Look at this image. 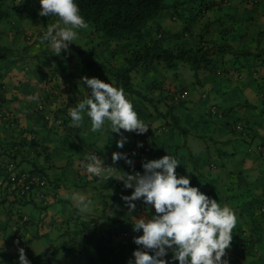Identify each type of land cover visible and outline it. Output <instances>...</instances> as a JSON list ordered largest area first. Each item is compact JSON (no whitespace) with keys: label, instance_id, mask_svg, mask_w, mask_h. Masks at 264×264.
<instances>
[{"label":"crops","instance_id":"0c3cea01","mask_svg":"<svg viewBox=\"0 0 264 264\" xmlns=\"http://www.w3.org/2000/svg\"><path fill=\"white\" fill-rule=\"evenodd\" d=\"M219 1L215 0L217 3ZM252 1L255 4H252ZM251 12L255 14L254 18L249 16ZM206 16L214 19L224 16L220 23L211 26L209 32L207 31L208 40L220 36L219 33L224 28H231L234 31L227 40L232 49L227 51L228 56L224 57L223 55L224 66L229 67L226 76L216 84H212L213 81L210 78L201 77V84H204L201 87L195 86L193 80L190 84L181 86L180 82L176 83L171 79V76L155 67L145 73V83L149 85L154 81L160 84L159 90L156 88L153 90L157 97L170 98L173 93L180 90H178V86L184 87V90L188 92V103L185 104L187 107L182 115L184 126L188 130L194 127L195 130L201 124L205 137L207 133L212 132L214 134L211 135L213 142L215 140L216 142H230L231 144H228L227 148H233L243 153L248 143L245 145L238 142L235 139L236 133L231 135L229 130L220 124L212 125L211 121L206 123V119L211 120V117L205 115L206 118H203L204 115L200 114L201 109L197 107L196 103L206 98L210 100L212 96L214 98L212 100L215 102L212 104H215L225 117L229 116L233 108L241 103L245 104V108L248 105H260L261 97L257 95V92L255 93V83L239 89V93L235 92L236 88L233 85L235 80L249 83L252 80L248 78L247 74L243 75L241 69L238 68L237 59H235L237 54L234 52L241 44L249 45L254 51L264 49V0H239L234 7H230L228 3L227 9L221 6L213 7ZM238 18L240 20H236ZM161 26L171 32H176L179 29L177 22L170 21L167 15L162 18ZM1 29L3 33L5 32V36L1 37L2 44L14 48L17 53H24L22 60H16V57L15 59L0 60V244L3 243L0 247L4 249V251H0V254H5V258L2 260L3 264H18L17 248L20 247L21 242L25 245L27 257L29 254L43 255L31 264H69V262L75 264L78 258L83 259L80 260L82 264H86L84 259L88 254H84V251L87 250H89V254H106V257L109 258V254H112L109 251L114 250L119 253L120 249L125 247L131 249L134 246L138 247L133 242V237L141 234L140 232L131 229L129 239L125 241V237L119 232L114 234L112 222L108 227H105V224L108 220H116L114 214H121L122 211L129 221L134 223L135 216L149 215L151 207L147 209L144 206V211L136 215L130 214L126 202L122 198L114 199V191L109 192L110 188H114L115 191L118 189L114 186L117 182L115 178H109L105 183H101L82 167L81 161L85 157L84 154L91 151L99 152L106 165L117 167V171L122 170L130 173L132 166L127 164L123 158L112 160L113 151L126 153L133 160L134 166L141 167L143 158H155L159 152L163 151L157 152L155 148L169 149L170 154H173L179 161L181 160L177 165V168L181 166L178 173L189 175L191 184L197 185L221 204L228 203L230 205L234 201L230 195L235 192V187L232 186H235L236 183L234 184L230 180L231 175L227 174L229 169L233 176L235 175L233 172L241 173L239 178L245 176V179L251 184L249 186L261 188L258 189L261 193H256L264 195V161H260L261 158L257 154L244 153L242 159H238L237 162L227 160L225 166L222 164V160L216 161L210 151L211 147L204 149L202 146V149L198 151L195 149L197 158L199 156L198 162L192 163L191 159L195 157L191 154L189 147L193 145L195 134H188L186 138L180 135L182 139H177L178 137L174 136L169 137L167 135L170 134L168 125L155 116H149L144 109L135 107L139 117L149 128L143 133L122 129L121 131L127 137L122 148H118L116 145V141L120 139L119 134L112 133L111 130L89 131L90 122L86 116L82 125H74L69 115V109L86 94V89L82 86L83 82L80 78L96 76L106 82L108 79L99 73L86 74L83 69L76 68L75 62L69 65V57L64 59L63 51L57 55L45 41L24 42L23 33L28 35L41 30L36 24L23 25L24 32L20 34H14L4 26ZM82 35L87 38L83 32L77 39ZM221 36L217 38L219 45L224 42L226 37V35ZM71 45L74 48L80 46L75 42ZM23 48L24 50H22ZM245 52L248 51L242 50L239 53ZM69 56L71 60L75 59L73 55ZM51 57H54L53 59L62 57L56 61L60 62L59 60H61L64 63H59L55 67L56 70L48 75H42L35 71L34 67L39 64V61H45ZM248 63L252 64L250 59L247 60L246 64ZM4 67L8 69L5 70ZM235 71L240 73L239 78L236 77ZM251 72L256 71L253 69ZM256 73L264 76L263 69ZM155 76H161V79H156ZM252 76L255 77L256 74ZM206 80L209 82L207 83ZM203 93L205 95L202 96ZM46 114L50 116L49 120L43 119ZM245 115H250V113L246 111ZM252 117V120L247 119L252 124L246 128L259 136V139L254 142L253 137L256 135L252 137L247 135L248 140L252 139L250 146L257 142L264 143V127L261 122L254 119V116ZM53 119L61 120V124H55ZM87 134L101 135L102 138L94 141L86 140ZM232 138H234L233 142ZM181 141H184L185 146L187 145L191 157H188L187 154L178 155ZM148 143L151 144L150 147L146 146ZM146 150L150 151V156L146 154ZM13 155L14 157H12ZM235 155L233 154L234 159L237 157ZM212 162L215 163L216 169H210L209 164ZM22 171H37L47 179L48 186L43 190L45 195L41 200L35 198L34 195L29 198H20L15 190L12 192L9 177ZM259 180L263 182L262 186H259ZM56 188L58 190L55 192ZM121 191L123 194L130 195L132 189L122 187ZM120 199L123 201V207L115 204V200ZM23 217L26 218V221L22 220ZM113 217L114 219H112ZM90 221H94L95 227L90 231L89 236H86V226ZM26 223H30V227L25 229L24 224ZM68 226L73 227L71 233L64 230ZM261 226L264 230V217ZM7 230H10V234ZM16 233L21 236L18 241L14 239ZM10 238L12 240H9ZM65 238L66 241H69V246H65L67 244L64 241ZM263 240H259L260 250L258 249L256 253L259 254V257L260 254H264ZM92 249L96 251L94 252ZM131 249L128 254H132ZM228 250L230 249L228 248ZM65 254L67 255L65 256Z\"/></svg>","mask_w":264,"mask_h":264},{"label":"trees","instance_id":"16d2710c","mask_svg":"<svg viewBox=\"0 0 264 264\" xmlns=\"http://www.w3.org/2000/svg\"><path fill=\"white\" fill-rule=\"evenodd\" d=\"M180 1L77 0L81 14L85 17L89 25L84 30L87 35V42L85 44L87 45L92 41L98 40L95 47H98L99 50H93L88 53L85 52L87 49L83 50L84 48L81 46L77 47V49L72 47V49H76L75 54H73L74 58L76 57L78 59L76 68L83 69L86 74L99 73L115 85L123 87L127 96L132 100L134 107L144 109L146 111L145 113L149 116H155L168 125L170 134L167 135L169 137L175 136L176 138L178 137L177 139H180L181 136L186 138L188 134H195L194 138L198 139L204 136L201 124L198 125L197 123L199 128L195 130L194 127L188 130L183 124L182 115L187 107L185 104L188 103V100L176 101L173 100L174 96L170 98L165 96L157 97L153 90L155 88L159 90L161 86L154 81L147 85L145 83V73L149 69L157 66L168 76H171L173 81L179 83L176 80L177 71L181 69L182 65L186 64L193 70V83L195 86H201L202 78L198 75L200 72L206 74L209 72L210 75L216 74L217 69H220L221 74L228 72L229 67L224 66L225 61L222 55L225 51L229 50L230 44L227 40L234 31L231 28H224L219 34L226 35V37L220 45L217 42V38L221 35L215 38L216 40L206 39L207 31L209 32L211 26L220 23L224 17H220L219 20L206 15L212 11L213 7L217 8L221 6L224 3L223 0H220L218 3L215 0H183L186 6H189L188 10H192V14L188 17H186L184 10L179 8L182 5ZM39 7L38 0H0V60L6 59L7 57H16V60H22V54H24L23 52L17 53L14 48L2 44L1 37L5 36V32L3 33L1 29L3 26L13 31L14 34H20L24 32L23 25L36 24L41 29L46 30L48 24L55 22L57 17L40 16L38 14ZM166 9L170 10L167 15L168 19L172 22H177L179 26L176 32L165 30L161 26V20L165 17L162 13ZM82 36L85 37V35ZM22 37L25 42L24 33ZM91 48L93 49V47ZM257 52L261 53L263 57L256 55L254 57L252 55L250 56L252 57L250 60L254 64V59L257 58L258 63L256 65L264 70V49ZM85 54H87L86 57L88 58L83 59ZM248 54V52H245L239 56L243 57ZM53 58L39 61V64L34 67L35 71L42 75H48L50 72H54L56 70L55 67L63 61L59 60L60 62H55L56 59L62 57ZM237 63L238 68L241 69L240 66L242 63ZM248 65L250 64L248 63ZM255 74L256 76L252 81L255 83L257 94L261 97L259 107L264 111V76H260L256 72L251 73V75ZM175 86L177 85L175 84ZM181 86L177 87L178 90H184V87ZM206 115L211 117V120L206 119V123H210L211 121L212 125L217 124L215 123V117L209 113ZM203 118H206V116L204 115ZM249 147L247 145L244 150L247 151ZM91 152H95L101 156L99 152ZM218 152L222 154L218 158H222L221 156L227 152H229L230 156H233L232 151L218 148ZM209 157H212V155H209ZM22 174H30L31 176L38 174L43 176L37 171H22L17 175L9 177V183L13 186V183L16 182V178L14 177ZM227 174L231 175L230 180L232 183H236L235 186H232L235 187V192L230 195L234 199L230 203V206L233 207L237 216V223L232 230L231 240V244L235 247L234 253L243 259H247L245 260L246 264H264V255H260L259 257L255 249L259 246V240L264 239V230L261 226L264 217V195L257 194L261 193L258 191L259 188L250 187L249 185L251 184L245 179V176L239 178L241 173L237 171L236 173L233 172L235 174L233 176L231 169H229ZM43 177L45 178V176ZM94 178L96 179V177ZM46 182L48 186L47 179ZM114 186L118 188L117 191L114 190V199L121 198L123 182L117 181ZM232 187L230 186V188ZM57 190L56 188L55 192ZM41 194L44 197L45 191ZM19 197L29 198L24 195ZM134 203L136 204V209L133 211V214L136 215L144 211V202L142 199H137ZM115 204L120 207L124 206L122 199L115 200ZM151 209L148 211L154 212V209ZM114 216L116 220H108L105 227L110 226L112 222L115 230L114 234L116 232L120 234L124 233V240L127 241L131 229L133 230L131 225L133 223L129 221V218L126 217L123 211L121 214H114ZM94 227V221H90L86 226L87 229L85 231L87 233L85 232V235L89 236L90 231ZM20 237L19 234H15V241L20 240ZM20 246L24 247L25 245L21 242ZM135 248L136 246L132 249L125 247L120 249L119 253H116L114 250L109 251V253H112L109 254V258L106 257V254H88L84 260L86 264H126L127 260L132 257V254H128L130 249L133 252ZM24 249L26 251L25 247ZM167 255L170 256L171 254L168 253ZM41 257H43L42 254L28 255L31 262H35ZM0 258L3 260L5 254H0ZM80 260L83 259L78 258L75 264H82ZM252 261L254 262L252 263ZM235 263L236 260L234 259L232 264Z\"/></svg>","mask_w":264,"mask_h":264},{"label":"clouds","instance_id":"9594fccd","mask_svg":"<svg viewBox=\"0 0 264 264\" xmlns=\"http://www.w3.org/2000/svg\"><path fill=\"white\" fill-rule=\"evenodd\" d=\"M38 3L40 16H54L57 19L48 24L46 30L41 29L33 34L25 35V42L41 40L47 42L57 55L61 54L62 50L67 52L69 45L79 36L78 30L89 27L85 17L81 14L77 0H38ZM224 3L227 6L228 0ZM251 3L255 4L254 1ZM240 67L242 68L243 65ZM215 73V75H221L220 69H217ZM236 73V77L239 78L240 73ZM80 79L83 82L82 86L86 89V94L69 109L74 125H82L86 116L90 122L89 131L111 130L112 133L119 134L120 139L116 141L118 148H122L127 140L122 129L143 133L149 128L139 117L132 100L127 96L123 87L96 76H82ZM170 97L176 101L188 99V92L179 90ZM208 113L216 118L217 124L225 123L226 125V117L219 112L215 104L209 105ZM44 118L49 120L50 116L46 114ZM53 122L57 125L61 124L59 119H53ZM224 127H227L230 134L236 133L237 138L235 139L238 142H240L238 134L245 137L242 133L246 127L243 126L241 120L236 121L230 127L228 125ZM209 134L214 135L212 132ZM233 140L234 138L232 142ZM251 140L250 138L248 144L245 142L244 144L250 146ZM253 140L255 142L258 138L253 137ZM216 143H226L224 148L220 149L232 151L234 155L252 153L259 156L264 151V143L261 142L253 144L247 151L243 150V153L227 148L230 142L218 141ZM120 158L132 166L130 173L120 169L117 171V167L106 165L103 158L95 152L87 153L81 164L87 173L98 179V182L105 183L109 178H115L118 182H123L124 188L132 189L130 195L121 194L129 213H133L136 209L134 201L137 199H142L147 209L149 207L154 209V212L147 216H135L134 223L131 225L134 231L141 234L133 237V242L138 247L133 249L132 257L127 260L126 264H232L234 259L235 264H246L247 259L237 256L234 253V245L230 243L232 230L237 223L235 210L228 203H219L216 198L202 191L197 185L191 184L189 175L179 174L176 168L180 162L175 156L166 153L159 158H143L142 168L134 166L133 160L126 153L112 152L113 161ZM209 167L216 169L213 162L209 164ZM40 177L45 179L43 176ZM46 186L47 182L39 190L40 193H43ZM14 190L18 196L34 195L39 200L43 198L42 194L41 197H36V190L23 195H20L15 187L12 191ZM22 220L26 221V218L23 217ZM0 251L4 249L0 247ZM17 251L19 253L18 264H31L24 247H18ZM168 253L171 255L168 256ZM0 264H3L2 258H0Z\"/></svg>","mask_w":264,"mask_h":264},{"label":"rangeland","instance_id":"374dc122","mask_svg":"<svg viewBox=\"0 0 264 264\" xmlns=\"http://www.w3.org/2000/svg\"><path fill=\"white\" fill-rule=\"evenodd\" d=\"M238 1L239 0H228V3L230 4V7H234L235 4ZM180 4H182V5L179 8L182 9V10H184V13H185L186 17H188L189 15L192 14V10H188L189 6L188 5L186 6V3H184L183 0L180 1ZM221 7H223L224 9H227V6H226L225 3H222ZM230 9H232V8H230ZM169 12H170V10L166 9V10L163 11L162 15L166 16V15H168ZM249 16H251V17L254 18L255 17V14L251 12V13H249ZM233 17H235V14H233ZM233 17H231V18L234 19ZM84 30L85 29H80L78 31H80V33H83ZM80 33H79V35H80ZM97 41H92V42H90V43H88L86 45L85 43L87 42V38L84 37V36H82V37H79L77 39V41L74 40L73 42L78 43L82 48H84L83 50H86L87 49L85 52H88L89 53V52H92L93 50L94 51H98L99 50L98 47H95ZM72 47L74 48L73 45H71V46L69 45V49L67 50V52H65L64 50H62L63 51V57H64V59H67V57H69V65H71L72 62H75V64L78 62V59L76 57H75V59L71 60V57L69 56V55L75 54V50L77 49V48L76 49H72ZM91 47H93V49ZM242 50H244V51L247 50L249 54L248 55H245L243 57L242 56L239 57L238 55H236L235 59H237L238 62L239 63H242V65H243V67L241 68L242 74L243 75H246L247 74L248 75V78L250 80H254V77L251 75V73H252L251 71H253V69H254V71L258 72V71L261 70V67L256 65V63H258L257 58L254 59L255 63L252 64V65H248V64H246V62H247V60H249L250 58H252V57H250L252 55H254V57H255V55L256 56H262L263 57V55H261V53H258L257 51L252 50L249 45H243V44L239 45V47L237 48V50H235L234 53L235 54H238ZM87 54H85V56H84L83 59L88 58V57H86ZM228 54L229 53L226 52L223 55H224V57H226V56H228ZM229 56L232 59V55L230 54ZM7 59H15V58L14 57H7ZM55 62H58V61L55 60ZM5 64H7V63H5ZM155 67L156 68H159L157 66H155ZM3 69L7 70L8 68L7 67H4ZM192 73H193V70H191L186 64L185 65H182L181 66V69L177 71V75H176L177 78H176V80L179 81L181 85H183V84H190L191 80H194V77H193ZM198 75L201 76L202 78H206V79L207 78H210L213 81L212 84H216V83L219 82V80L222 77H225L226 76V73L223 72L222 75H215V74L214 75H210L209 72H207V74L200 72ZM2 76H4V75H2ZM136 77H137V75H136ZM155 78L156 79H161V76H155ZM210 79H209V81H210ZM209 81L206 80L207 83ZM233 85H235V88H236L235 92L236 93H239V89H242L244 86L254 85V82L253 81H250V83H249L247 81H237V80H235V82L233 83ZM255 93H256V87H255ZM212 99H214V98L211 96L210 97V100H208V98H206L205 100H203V101L201 100L200 102L196 103L197 107L201 109V114H204V115L207 114L209 105L212 104V103H215L214 100H212ZM256 105H254V106L248 105V107L245 108V104L241 103V104L235 106L233 108L232 112L230 113V115L229 116H226V125H225V123H221V125H224V126H227L228 125L230 127V126H232L233 123L236 122V120L240 119L242 121L244 127H249V125H251L252 123H251V121H247V119H251L252 120V118H253L252 116H254V119L256 121H258V122H261L262 123L261 124L262 127H264V111L259 107V105H257V106ZM246 111H248V113H250V115H245V112ZM91 134H87V136L85 137V139L86 140H90V141H94L95 139H100V137H101V135H91ZM242 134H245V137H242L239 134L237 135V136H239L238 139H239V141H240L241 144H244V142L245 143H248L249 142L248 138L246 137L247 135L250 136V137H252L253 135H256L255 133L250 132L249 130H247V128H245V131ZM231 135H232V133H231ZM256 137L259 139V136L256 135ZM132 143H134V142H132ZM152 144H153V147H154V142ZM225 144L226 143L221 144V143L213 142L212 136L209 133H207V136L206 137L205 136H202L201 138H198V140L197 139H193V145H192V147H189V150L191 151V154L194 155L195 158L191 159V162L192 163L193 162H198L199 156L197 158L196 152L198 150L202 149V146H203L204 149H206L207 147L209 148V147L215 146V148H211L210 151L212 152L213 156L216 158V161L220 162L222 160V162H223L222 164L225 165V166L227 165L226 164V161L227 160L228 161L237 162V161H239L238 159H242L244 157L242 154L238 153L237 155H235L237 157H235V159H234L233 156H230L229 155V152H227L223 156H221L222 159L217 158L218 156L222 155V154H220L218 152V148H224ZM146 146H149L150 147L151 144L148 143V145L146 144ZM195 149H197V151ZM159 150H163L164 152L163 151L162 152H159V154L156 155L155 158L161 157V156H163L166 153H170L169 149L165 150L164 148H161V147L155 148V151L158 152ZM218 153H219V155H218ZM146 154L148 156H150V151L146 150ZM180 154H182V155L187 154L188 157H191V155H189V151H188L187 145L186 146L184 145V141H181L180 147L178 149V155H180ZM84 156H85V154H84ZM259 158H261V159H259L260 161H264V151H262L259 154ZM179 162H181V160ZM180 168H181V166L178 167L176 169V171L178 172L180 170ZM258 184H259V186H262L263 182L259 180L258 181ZM260 189L261 188H259V190ZM111 191H114V188H110L109 192H111ZM28 211H29V209H28ZM109 221H112V220H109ZM24 227H25V229L28 228V227H30V223L24 224ZM72 228H73L72 226H68L64 230L65 231H69L71 233ZM7 232L10 234V230H7ZM9 240H12V238H10ZM64 241H66V238L64 239ZM66 243L67 244L65 246H69V241H66ZM230 243H231V241H230ZM255 249L256 250H258V249L260 250V246H257V248H255ZM92 250L94 252L96 251L95 249H92ZM98 253H100V252H98ZM84 254H89V250L84 251ZM260 255H264V254H260Z\"/></svg>","mask_w":264,"mask_h":264},{"label":"built area","instance_id":"2783aa9c","mask_svg":"<svg viewBox=\"0 0 264 264\" xmlns=\"http://www.w3.org/2000/svg\"><path fill=\"white\" fill-rule=\"evenodd\" d=\"M183 97V95H181ZM16 178V182L13 183V187H15L20 195H23L28 192H36V197H41L40 189L46 185L45 179L40 176L30 175V174H22Z\"/></svg>","mask_w":264,"mask_h":264}]
</instances>
